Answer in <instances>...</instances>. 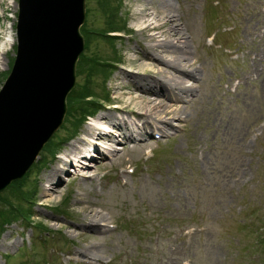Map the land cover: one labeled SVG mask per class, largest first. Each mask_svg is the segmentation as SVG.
Returning <instances> with one entry per match:
<instances>
[{"label":"rangeland","instance_id":"374dc122","mask_svg":"<svg viewBox=\"0 0 264 264\" xmlns=\"http://www.w3.org/2000/svg\"><path fill=\"white\" fill-rule=\"evenodd\" d=\"M9 2L0 0V32L8 22L15 38L17 0L14 8ZM84 6V47L62 123L28 171L0 192V264H264V0ZM143 6L172 14L204 86L195 100L168 101L187 116L168 119L159 138L144 134L128 143L133 148L117 142L116 155L86 169L68 165L50 187L46 174L92 119L118 101L137 110L141 91L121 73L150 79L151 68L127 65L130 57L144 61L143 48L155 51L147 33L135 30ZM15 50L14 41L0 55V88ZM88 209L102 215V233L82 228ZM84 244H96L100 257L78 258Z\"/></svg>","mask_w":264,"mask_h":264},{"label":"water","instance_id":"95a60500","mask_svg":"<svg viewBox=\"0 0 264 264\" xmlns=\"http://www.w3.org/2000/svg\"><path fill=\"white\" fill-rule=\"evenodd\" d=\"M85 0H17L16 50L0 88V192L62 123L83 50Z\"/></svg>","mask_w":264,"mask_h":264},{"label":"bare ground","instance_id":"6f19581e","mask_svg":"<svg viewBox=\"0 0 264 264\" xmlns=\"http://www.w3.org/2000/svg\"><path fill=\"white\" fill-rule=\"evenodd\" d=\"M162 1L165 4L168 3V0ZM10 2L14 8L15 0H10ZM164 12L156 14L155 10L151 11L147 6L141 8V18L138 20L140 27L135 30L146 32L149 41L154 42L153 49L155 51H152L154 55L148 48H143L141 53L145 57L144 61L140 62L141 58L138 59V57L128 59V66L138 64L151 68L147 74L150 79H143V76L138 74V70L123 69L121 73L122 77L131 79L135 83V88L141 91L136 98H133L138 106L137 110L129 106L118 105V101L111 104L110 108L114 109L92 119L81 136L71 143L68 149L62 152V155L57 157L54 165L46 174L50 187L54 186L63 174H66L68 165L81 166V169H86L96 158L116 155L115 150L122 148L117 144L124 142L127 143V148L129 146L133 148L134 144L129 145L128 143L135 142V139L140 141L144 134L151 132L165 134L167 128L164 126L168 124V119L182 120L186 118L185 108L168 101L178 102L177 100H184L188 95H193L190 100H193L196 95L198 97L195 90L196 87L204 86L203 74L198 73L196 59L190 54V49L186 44L187 35L182 29H178L172 14L165 15ZM167 23L170 25L166 26ZM126 30L131 31L130 29ZM0 33V55H4L15 41L12 24L7 22L4 30ZM106 35L120 36V31H110ZM1 60L2 56L0 64ZM116 113H126L131 116L125 117L124 114L119 116ZM128 117H132L134 122H131ZM150 120H155L160 124L154 126ZM110 142H115L116 145H111ZM65 144L63 145L65 146ZM106 145L109 147H104ZM80 174L85 176L84 173ZM85 212H83V217L86 221L82 228L99 229L102 233L101 227L97 226L102 215L89 209ZM75 254L82 259L95 260L100 257L96 244H84L75 250Z\"/></svg>","mask_w":264,"mask_h":264},{"label":"trees","instance_id":"16d2710c","mask_svg":"<svg viewBox=\"0 0 264 264\" xmlns=\"http://www.w3.org/2000/svg\"><path fill=\"white\" fill-rule=\"evenodd\" d=\"M110 31H112V30H109L108 32H110ZM14 182V181H13ZM11 186H13L14 184H10Z\"/></svg>","mask_w":264,"mask_h":264}]
</instances>
